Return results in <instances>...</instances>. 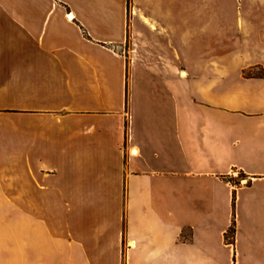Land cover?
Listing matches in <instances>:
<instances>
[{
	"label": "crops",
	"instance_id": "obj_1",
	"mask_svg": "<svg viewBox=\"0 0 264 264\" xmlns=\"http://www.w3.org/2000/svg\"><path fill=\"white\" fill-rule=\"evenodd\" d=\"M222 20L0 0V264H264V7Z\"/></svg>",
	"mask_w": 264,
	"mask_h": 264
},
{
	"label": "rangeland",
	"instance_id": "obj_2",
	"mask_svg": "<svg viewBox=\"0 0 264 264\" xmlns=\"http://www.w3.org/2000/svg\"><path fill=\"white\" fill-rule=\"evenodd\" d=\"M164 6L172 7L177 17V23L180 27H189L190 33L188 41L195 46H201L206 42L220 41L218 31L207 27L206 19L208 15L218 20L222 17L221 24L227 28L225 40L228 46H234L236 35L234 34L236 27V14L239 11L248 9H262L264 0H162ZM233 66L228 67L231 71ZM260 68L254 69L257 73ZM233 227L235 226L232 223ZM226 240L233 244L232 233L226 234ZM234 264V254L230 256V262Z\"/></svg>",
	"mask_w": 264,
	"mask_h": 264
},
{
	"label": "trees",
	"instance_id": "obj_3",
	"mask_svg": "<svg viewBox=\"0 0 264 264\" xmlns=\"http://www.w3.org/2000/svg\"><path fill=\"white\" fill-rule=\"evenodd\" d=\"M257 74H258V75H261V74H262V69H260V71L257 72ZM233 232H234V227H233V225L231 224L230 227H229V229H228V233H232V235H233ZM226 237H227V236H226Z\"/></svg>",
	"mask_w": 264,
	"mask_h": 264
}]
</instances>
